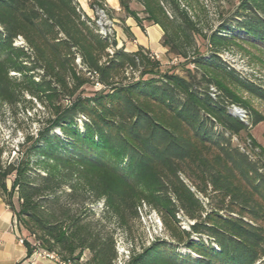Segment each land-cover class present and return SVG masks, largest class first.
<instances>
[{"label":"trees","instance_id":"obj_1","mask_svg":"<svg viewBox=\"0 0 264 264\" xmlns=\"http://www.w3.org/2000/svg\"><path fill=\"white\" fill-rule=\"evenodd\" d=\"M131 1L192 69L163 71L142 46L117 48L76 0H0V111L27 104L43 113L12 158L2 160L0 144V197L27 255L116 264L114 232L147 207L168 238L132 247L122 264H264V149L251 137L245 148L232 142L261 118L228 112L242 104L231 86L264 92L219 58L243 42L264 52V0H238L230 23L210 34L180 0H118L140 27ZM88 5L109 12L102 0ZM195 34L208 57L195 49Z\"/></svg>","mask_w":264,"mask_h":264},{"label":"rangeland","instance_id":"obj_2","mask_svg":"<svg viewBox=\"0 0 264 264\" xmlns=\"http://www.w3.org/2000/svg\"><path fill=\"white\" fill-rule=\"evenodd\" d=\"M102 1L105 2L106 8L109 12H103L104 15H101L99 9H91L89 7L91 10L86 8L89 14L88 17L95 23L97 28L100 27L99 24H102V27L106 29L110 28L112 33L111 38L116 41V47H123L125 51L130 52L129 50L134 48V45L137 44L136 41L138 42L143 39L144 30L149 24V22L143 19L144 15L142 13L141 5L134 1H131L129 4L130 9L137 12V16L141 22L140 27L133 17H126L125 12L120 10L118 0ZM76 2L78 3L79 1L76 0ZM180 2L181 4L185 5L188 3L192 6V9L189 8V10H192L190 11V14L193 12L196 13L194 19L197 21V27L202 28V32L206 34L216 31L219 25L223 22H228L229 24L234 14L235 7L238 4V0H180ZM81 10L83 11L82 8ZM129 23L136 24L133 31L129 30ZM162 35L160 38V44L162 42ZM194 42L197 52L208 57L210 48L207 46V41L202 34H195ZM149 53L153 56L156 54L151 51H149ZM156 55L157 57L155 58L160 61V67L163 71L172 70L179 74H184L185 68H193L192 65L186 67L182 66L180 63L183 61L180 58H177L176 61H174V55L168 53L167 49L163 46ZM219 58L221 62L224 63L228 69L233 71V74L240 80L253 87H258L264 92L263 51L246 42L236 43L228 49L220 52ZM231 87L237 98L241 100L242 104H230L228 106V112H231L233 107H239L245 111V122H250V120L255 117L261 118L258 123L250 126L249 135L242 132L239 137L233 136L232 142L238 144L241 148H245L247 147V143H249L248 137H251L260 148L264 149V99L259 98L242 88ZM85 90L89 92L92 89L86 88ZM210 91L211 93L214 92L215 95H218L219 93L216 88L214 91L211 89ZM27 106V104L20 105L17 108L4 106L0 111V144L4 147L5 151L2 157V160L4 161L12 158L17 144L21 142L22 137L25 134H32L35 132L38 127L36 120L42 118L43 113L41 107L36 105L35 109H28ZM233 115L238 117L235 113ZM256 151L257 149H255V152ZM100 208V202L93 206V209L97 214L99 213ZM180 220L181 228H187V221L184 219ZM156 237L167 239L168 235L163 228L158 214L152 209L141 207L138 211V219L131 223L129 229L125 231L117 229L114 232L115 247L118 254L116 264H122L125 255L130 252L132 247L135 252H138L141 248L148 246V244ZM179 253L184 255L189 253V251L181 247L179 248ZM191 256L194 257L195 255L191 254Z\"/></svg>","mask_w":264,"mask_h":264},{"label":"crops","instance_id":"obj_3","mask_svg":"<svg viewBox=\"0 0 264 264\" xmlns=\"http://www.w3.org/2000/svg\"><path fill=\"white\" fill-rule=\"evenodd\" d=\"M78 1L80 7L89 16L88 10H86V8L91 10L87 3L89 0ZM128 25H130V31H133L136 26V24L131 23ZM161 35V28L156 24L149 23L144 30L143 39L136 41L137 44L129 51L133 52L137 50L138 46H142L144 49L157 54L162 49ZM23 235L14 227L12 212L0 197V264H57L55 260L39 256L37 253L27 255L24 244L19 242V238H23Z\"/></svg>","mask_w":264,"mask_h":264},{"label":"built area","instance_id":"obj_4","mask_svg":"<svg viewBox=\"0 0 264 264\" xmlns=\"http://www.w3.org/2000/svg\"><path fill=\"white\" fill-rule=\"evenodd\" d=\"M99 10H100V9H99ZM100 14H101V15H104L102 10H100ZM99 26H100V27H98V28L96 27V28H95V32H96L97 34H99L101 37H104V38H111V37H112V33H111V29H110V28H107V29H106V28L102 27V24H99ZM15 43H16V44H21V43H22L21 38L19 37V38L16 40ZM109 52L111 53V50H109ZM152 56H153V55H152ZM154 57H157V55L155 54ZM176 59H177V58H174V61H176ZM78 61H79V59H77V62H78ZM210 89L214 91V88H213V87L210 88ZM211 95L214 96L215 93L212 92ZM236 109L239 111L236 115L239 117L240 120H242V121L245 122V118H246V116H245V111L242 110V108H239V107H233V109L231 110L230 113L234 114L233 111H235ZM13 225H14V224H13ZM14 227H16V226L14 225ZM19 242H20V243H23L22 238H19ZM34 253H37L39 256H42V257H46V258H49V259L55 260V261L57 262V264H72L71 261H68V260H67V261H62V260H60L57 256H55V255L52 254V253H47V252L40 251V250H39V251H35ZM125 258H127V254L125 255Z\"/></svg>","mask_w":264,"mask_h":264},{"label":"bare ground","instance_id":"obj_5","mask_svg":"<svg viewBox=\"0 0 264 264\" xmlns=\"http://www.w3.org/2000/svg\"><path fill=\"white\" fill-rule=\"evenodd\" d=\"M238 112H239L238 110H235V112H234V113H235V114H237Z\"/></svg>","mask_w":264,"mask_h":264}]
</instances>
